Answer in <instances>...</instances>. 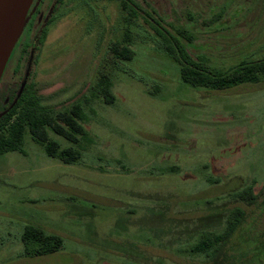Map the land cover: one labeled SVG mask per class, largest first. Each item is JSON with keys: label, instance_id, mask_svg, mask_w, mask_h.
<instances>
[{"label": "rangeland", "instance_id": "374dc122", "mask_svg": "<svg viewBox=\"0 0 264 264\" xmlns=\"http://www.w3.org/2000/svg\"><path fill=\"white\" fill-rule=\"evenodd\" d=\"M87 1L82 18L53 27L31 80L44 107L80 104L90 140H79L74 164L48 157L28 131L24 154L0 155V264H264V80L224 91L184 84L142 19L187 30L190 57L226 71L264 58V0H132L130 61L109 50L126 31L120 0ZM100 74L112 105L95 88ZM235 210L215 252L191 253ZM27 225L59 236L61 249L25 255Z\"/></svg>", "mask_w": 264, "mask_h": 264}, {"label": "trees", "instance_id": "16d2710c", "mask_svg": "<svg viewBox=\"0 0 264 264\" xmlns=\"http://www.w3.org/2000/svg\"><path fill=\"white\" fill-rule=\"evenodd\" d=\"M120 3L125 14L126 31L122 39L111 44L109 50L114 59L130 61L133 53L129 46L133 38L128 26L132 20L140 18L139 7L132 0H120ZM86 5H89L87 0ZM142 19L157 38L160 49L178 64L180 80L184 84L224 91L243 84H257L264 80V58L241 61L226 71H221L207 65L203 58L194 61L190 57L188 47L192 43V38L187 30L171 31L151 15H143ZM95 88L104 104H114L112 83L107 74H100ZM85 120L79 103L63 111H54L40 103L35 88H26L16 106L0 118V155L9 152L24 154V133L28 131L32 140L43 146L48 157L60 160L64 164H74L81 157L80 151L76 148L79 140H90L84 128ZM49 133L63 138L70 146L60 148L56 141L48 139ZM243 195L252 198L249 189L244 190ZM240 216L241 211L235 210L227 219L225 229L220 234L202 233L197 243L190 247L191 253L207 255L215 252L234 232ZM20 242L24 254L34 257L56 253L62 246L59 236L48 234L42 228L33 225L23 228Z\"/></svg>", "mask_w": 264, "mask_h": 264}, {"label": "flooded vegetation", "instance_id": "af4514ba", "mask_svg": "<svg viewBox=\"0 0 264 264\" xmlns=\"http://www.w3.org/2000/svg\"><path fill=\"white\" fill-rule=\"evenodd\" d=\"M85 5L86 0L32 1L23 31L9 55L0 78V114L3 112L6 114L13 109L26 88L36 89L31 80L33 71L53 27L69 15L73 16L76 12L81 15Z\"/></svg>", "mask_w": 264, "mask_h": 264}, {"label": "water", "instance_id": "95a60500", "mask_svg": "<svg viewBox=\"0 0 264 264\" xmlns=\"http://www.w3.org/2000/svg\"><path fill=\"white\" fill-rule=\"evenodd\" d=\"M33 0H0V78L19 38ZM5 114L3 112L0 117Z\"/></svg>", "mask_w": 264, "mask_h": 264}]
</instances>
